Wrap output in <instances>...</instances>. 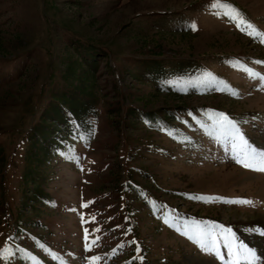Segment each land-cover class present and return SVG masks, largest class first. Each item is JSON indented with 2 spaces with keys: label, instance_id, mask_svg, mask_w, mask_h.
Masks as SVG:
<instances>
[{
  "label": "rangeland",
  "instance_id": "rangeland-1",
  "mask_svg": "<svg viewBox=\"0 0 264 264\" xmlns=\"http://www.w3.org/2000/svg\"><path fill=\"white\" fill-rule=\"evenodd\" d=\"M222 2L264 33V0ZM212 3L0 0V264H225L222 236L223 260L189 239L206 223L264 264V172L210 118L264 151V80L247 71L264 76V43ZM149 57L196 61L200 85L160 86Z\"/></svg>",
  "mask_w": 264,
  "mask_h": 264
},
{
  "label": "snow or ice",
  "instance_id": "snow-or-ice-1",
  "mask_svg": "<svg viewBox=\"0 0 264 264\" xmlns=\"http://www.w3.org/2000/svg\"><path fill=\"white\" fill-rule=\"evenodd\" d=\"M211 7L214 9H220L217 15H224L237 22V26L244 24L247 26L249 31L247 34L255 39H258L260 43H264V33L258 31L249 22L243 20L240 16L239 11L230 3L222 2V0H213ZM194 27V25H193ZM256 63H262L257 61ZM249 75L252 78L259 77L264 80V76L259 73H253L251 70ZM213 120L214 129L218 130L220 133L226 137H231L233 141V151L235 153V158L237 163L242 164L245 168H251L256 171L264 172V151H257V149L252 148L248 141L241 134L239 128L236 124L231 121L223 113H215L210 117ZM241 203H251L250 201H240ZM219 229V233L216 231ZM87 232V230H85ZM194 235H190L189 239H192L201 250L205 252H214L217 257L223 260V257L219 251L218 236H222L225 240V247L228 249L230 259L225 262V264H240L241 259L248 260L249 264H254L256 260V254L253 249L246 247L243 243L237 244L234 233L230 228H224L222 225L215 223H206L203 227L197 225L193 229ZM188 235V232H184ZM264 235V232H261ZM87 235L85 240H87ZM98 239V238H97ZM93 244L95 241L92 242ZM91 245L85 244V251H90ZM7 249L0 248V259H4V253ZM139 251V249H137ZM100 260L98 256L86 257L87 264H97Z\"/></svg>",
  "mask_w": 264,
  "mask_h": 264
},
{
  "label": "trees",
  "instance_id": "trees-1",
  "mask_svg": "<svg viewBox=\"0 0 264 264\" xmlns=\"http://www.w3.org/2000/svg\"><path fill=\"white\" fill-rule=\"evenodd\" d=\"M165 29H169V27ZM155 53H158V52H155ZM94 62L95 61H91L90 68H93L96 65ZM143 66H144V71L147 73L148 77H150V79L153 82H156V83L159 82L158 84L160 86H172L170 87L172 89L178 88L179 84H181L182 82L188 83V79L195 78V74H196L195 72H197V70H200L202 68V66H200L194 60H181V59L176 60V61L173 60V61H169L168 65L166 66L162 59H159V58L153 59L152 57H149L148 59H146ZM90 70H84L83 73L89 74ZM65 72L67 73L66 75H69V76L73 75L72 69L70 68H67ZM188 84L195 85L197 83L190 82ZM197 85H200V84H197ZM76 87H77L76 89L80 91L79 95H82V96L87 95V93L85 92L86 87H84L82 82L79 81ZM74 98H76V96ZM74 98L73 99L69 98L72 102L69 101V104L66 106L69 112L73 114V116L78 117L79 115H82L84 111L87 110V107H86L87 105H85L86 103H83V101L78 102Z\"/></svg>",
  "mask_w": 264,
  "mask_h": 264
}]
</instances>
